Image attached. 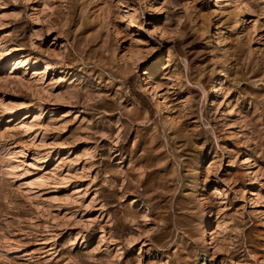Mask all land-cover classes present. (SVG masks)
<instances>
[{
  "label": "rangeland",
  "instance_id": "1",
  "mask_svg": "<svg viewBox=\"0 0 264 264\" xmlns=\"http://www.w3.org/2000/svg\"><path fill=\"white\" fill-rule=\"evenodd\" d=\"M0 264H264V0H0Z\"/></svg>",
  "mask_w": 264,
  "mask_h": 264
},
{
  "label": "bare ground",
  "instance_id": "2",
  "mask_svg": "<svg viewBox=\"0 0 264 264\" xmlns=\"http://www.w3.org/2000/svg\"><path fill=\"white\" fill-rule=\"evenodd\" d=\"M218 2V1H217Z\"/></svg>",
  "mask_w": 264,
  "mask_h": 264
}]
</instances>
